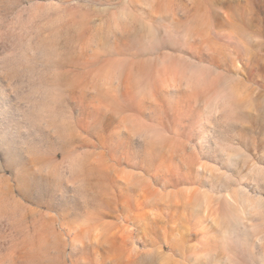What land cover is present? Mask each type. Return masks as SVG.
<instances>
[{"label": "rangeland", "instance_id": "rangeland-1", "mask_svg": "<svg viewBox=\"0 0 264 264\" xmlns=\"http://www.w3.org/2000/svg\"><path fill=\"white\" fill-rule=\"evenodd\" d=\"M0 264H264V0H0Z\"/></svg>", "mask_w": 264, "mask_h": 264}]
</instances>
